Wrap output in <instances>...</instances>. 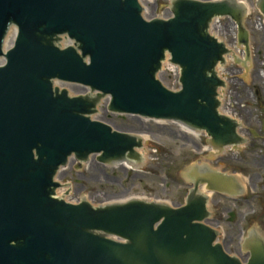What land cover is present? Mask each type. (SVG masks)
<instances>
[{"label":"water","instance_id":"1","mask_svg":"<svg viewBox=\"0 0 264 264\" xmlns=\"http://www.w3.org/2000/svg\"><path fill=\"white\" fill-rule=\"evenodd\" d=\"M257 3L264 17V0ZM167 8L171 18L147 20L141 0H0V264H264V240L254 230L242 239V261L208 225L202 188L242 190L232 173L208 164L188 168L193 188L183 206L131 199L96 207L57 197V177L73 159L80 167L95 156L104 166L143 159L144 137L93 120L106 98L114 115L206 132L214 151L246 143L239 123L220 113L225 83L216 67L229 50L208 31L215 17L235 21L246 62L234 64L249 70L245 8L238 0H172ZM63 37L74 44L60 48ZM169 54L181 68L179 91L157 77ZM57 82L90 93L72 96Z\"/></svg>","mask_w":264,"mask_h":264},{"label":"rangeland","instance_id":"2","mask_svg":"<svg viewBox=\"0 0 264 264\" xmlns=\"http://www.w3.org/2000/svg\"><path fill=\"white\" fill-rule=\"evenodd\" d=\"M142 1L148 13L145 14L147 19L170 17L171 8L167 7L172 0ZM241 1L246 7L245 26L250 31L251 62L246 63L247 71L242 69V63L234 64L235 60L224 66L226 87L225 94H222V108L225 114L241 123V132L248 140L247 145L242 147L240 153L228 148L216 158H207L208 155L216 154L209 149L207 135L191 134L174 123L113 115L107 111L106 100L99 110L100 114L94 119L109 124L114 130L146 138L145 149L151 160L147 158L149 161L141 169H132L124 166L106 167L92 158L82 169H73L74 160L58 178L62 185H69L70 190L66 194L69 202L77 203L80 198H85V201L99 206L137 198L181 206L185 203L186 192L191 190L185 177L189 167L210 164L217 170L238 176L241 171H257L254 166L264 155V17L259 11L257 0ZM221 30V37L228 41L237 58L246 62L243 47L234 40L238 30L233 21L223 20ZM159 77L167 88H179L175 87V77L171 76L169 70ZM58 86L66 88L72 95L87 93L82 87L73 84L61 83ZM254 133L257 138L253 136ZM246 177L243 179L241 176L243 185L251 194L255 180L251 179L250 174H246ZM211 197L213 218L209 219V225L222 231L219 242L225 250L245 261L247 255L241 247L242 239L247 237L246 232L256 229L264 238V199L241 201L221 194H212ZM232 212L236 213L234 221L231 219Z\"/></svg>","mask_w":264,"mask_h":264},{"label":"flooded vegetation","instance_id":"3","mask_svg":"<svg viewBox=\"0 0 264 264\" xmlns=\"http://www.w3.org/2000/svg\"><path fill=\"white\" fill-rule=\"evenodd\" d=\"M263 128H264V124H263ZM255 138H257V135L255 136ZM236 152L240 153V151H236ZM254 168L257 171H252V172L241 171L240 172L239 170H236V171L240 172V174H241V175H239L240 180L242 178L243 179L247 178L246 174H250L251 179L253 178L255 180V183H254L255 187H254V190L251 192V194L248 192V188L246 189V186H245V188H243L242 193L239 195L237 200L248 201V200H256V199H264V155H263L262 160L257 161V164L254 166ZM237 176H238V174H237ZM241 176H242V178H241Z\"/></svg>","mask_w":264,"mask_h":264},{"label":"bare ground","instance_id":"4","mask_svg":"<svg viewBox=\"0 0 264 264\" xmlns=\"http://www.w3.org/2000/svg\"><path fill=\"white\" fill-rule=\"evenodd\" d=\"M233 57L232 56H230L228 59H229V61L232 59ZM4 59V57H2V58H0V63H2V60ZM3 62H4V60H3ZM3 64V63H2ZM2 64H0V66H2ZM222 71V70H221ZM57 84H59V83H57ZM61 84V83H60ZM185 127V126H184ZM185 130L187 131V132H190V133H192V134H194V131H191V130H189L187 127H185ZM144 140H146V138L144 139ZM237 181L240 183V184H243V180L241 179H237ZM202 192L207 196V197H210L211 196V191H208L207 192V189H206V187H204V188H202ZM58 193H60V194H64V193H67V190H61V191H58Z\"/></svg>","mask_w":264,"mask_h":264}]
</instances>
